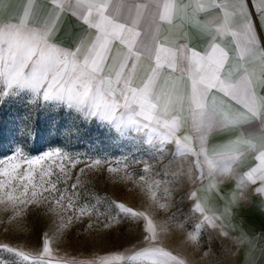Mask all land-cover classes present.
Instances as JSON below:
<instances>
[{
  "label": "snow or ice",
  "instance_id": "obj_1",
  "mask_svg": "<svg viewBox=\"0 0 264 264\" xmlns=\"http://www.w3.org/2000/svg\"><path fill=\"white\" fill-rule=\"evenodd\" d=\"M9 7L11 0H0V16ZM21 10L17 22L0 19V103L27 92L33 101L75 110L117 129L158 132L157 151L163 156L169 151L167 146L173 145L170 164L181 165L173 177L186 174L192 179L196 173L201 181L202 188L190 193L191 211L199 217L185 234V242L196 248L202 230L219 229L227 235L229 208L247 199L249 185L259 181L261 186L254 191L264 195V37L254 19L258 17L259 28H264V0H252L251 8L249 0H26ZM67 13L87 26L74 47L52 42ZM177 20L207 37L202 50L189 46L188 33L181 34L180 43L167 37L161 40V28L165 24L175 27ZM237 128L239 134L226 144L210 143L213 133ZM247 153L255 154L259 163L240 172V161ZM75 167L71 157L56 150L25 157L0 170L4 177L0 204L13 213L8 223L20 215L23 206L39 203L58 206L68 214L69 224L98 212V205L76 203L83 181L77 175L69 183ZM79 171L84 174L85 168ZM143 172L140 181L150 198L167 210L171 207L169 190L164 188L163 197L157 193L168 181L154 179L151 165ZM231 179L236 180V188L220 212L212 198L220 184ZM160 198L165 203H159ZM110 205L145 221V244L131 255L104 256L91 264H187L161 247L168 221L158 224L146 212L124 203ZM175 217L172 213L169 220ZM64 227L62 223L58 230ZM176 228L183 232L185 223H177ZM235 239L251 243L243 234ZM0 249L17 258L14 264H50L44 259L52 253L47 233L42 251L35 256L22 247L0 244Z\"/></svg>",
  "mask_w": 264,
  "mask_h": 264
},
{
  "label": "rangeland",
  "instance_id": "obj_2",
  "mask_svg": "<svg viewBox=\"0 0 264 264\" xmlns=\"http://www.w3.org/2000/svg\"><path fill=\"white\" fill-rule=\"evenodd\" d=\"M2 88L0 85V90ZM157 136L158 132L152 133L149 129H117L75 110L42 100L33 101L27 92L6 97L0 103V170L25 157L36 158L59 150L76 162L69 183L75 182V176L82 175L83 184L76 203L98 205L99 211L76 218L69 224L68 214L58 206L49 208L46 203L31 204L23 206L20 215L8 223L12 210L0 204V244L22 247L35 256L42 251L47 233L52 253L44 259L50 264H91L104 256L131 255L145 244V221L120 213L110 205L114 201L146 212L158 224L168 221V231L161 233V247L187 264H238L237 251L231 249L226 236L217 230H202L199 248L185 242L186 232L192 231L199 217V213L191 211L194 201L190 193L202 188L201 181L195 178L196 173L192 179L186 174L173 177L174 172L181 170L180 164H170L174 146L168 145L169 151L161 156L157 151ZM97 160L101 161L99 165L95 164ZM87 165L92 167L87 168ZM146 165H151L154 179L168 181L161 184L157 193L158 197H163L164 188L169 190L171 207L167 210L153 202L146 185L140 181ZM26 167L22 164V168ZM187 167L184 162V172ZM81 168H85L84 174L80 173ZM109 168L117 171L109 172ZM127 174H131L130 178ZM0 179L4 177L0 176ZM159 203H165V200L160 198ZM172 213H176V217L169 220ZM180 222L185 223L183 232L176 228ZM62 223L66 227L58 230ZM16 259L13 254L0 249V264H14ZM125 264L144 262L128 261Z\"/></svg>",
  "mask_w": 264,
  "mask_h": 264
},
{
  "label": "crops",
  "instance_id": "obj_3",
  "mask_svg": "<svg viewBox=\"0 0 264 264\" xmlns=\"http://www.w3.org/2000/svg\"><path fill=\"white\" fill-rule=\"evenodd\" d=\"M4 3H8V0H4ZM23 3H26V0H11V7L0 18L4 21L11 19L12 22H17V18L21 15V5ZM250 3H252V0H250ZM253 11L255 13V8H253ZM201 19H203V14ZM254 19L258 25V33L261 37H264V28H259V18L255 17ZM175 24V27L170 28L165 24L161 28V40L167 37L171 41L180 43L183 42L180 39L181 34L188 33L190 36L189 46H197V50H202L206 46L207 37L200 36L191 25L182 23L180 20H177ZM86 27L77 17L67 13L63 16L59 30L52 42L61 46L74 47L75 42H78ZM142 63L147 65L148 61L143 60ZM240 131L241 129L237 128L231 131L215 132L209 138L210 143L226 144L229 139H234ZM183 134L184 132H181V135ZM258 163L255 154L247 153L241 159L238 170L240 172L248 171ZM260 186L259 181L255 185H249L247 199L238 200L229 208L230 225L226 229L227 235L225 236L226 240L231 243V249L237 251L238 264H264V195L254 191ZM235 188L236 180H227L220 184L219 192L213 195L212 203L220 212L224 210L225 198H230ZM216 230L221 233L219 229ZM242 234L251 241L250 244L236 242L235 238L240 237Z\"/></svg>",
  "mask_w": 264,
  "mask_h": 264
},
{
  "label": "built area",
  "instance_id": "obj_4",
  "mask_svg": "<svg viewBox=\"0 0 264 264\" xmlns=\"http://www.w3.org/2000/svg\"><path fill=\"white\" fill-rule=\"evenodd\" d=\"M249 4H250V8H251V3H250V0H249ZM253 11V8L251 9ZM254 12V11H253ZM255 18V17H254Z\"/></svg>",
  "mask_w": 264,
  "mask_h": 264
}]
</instances>
